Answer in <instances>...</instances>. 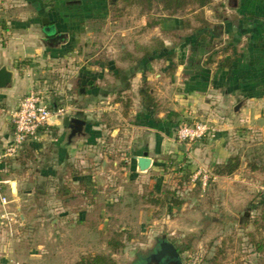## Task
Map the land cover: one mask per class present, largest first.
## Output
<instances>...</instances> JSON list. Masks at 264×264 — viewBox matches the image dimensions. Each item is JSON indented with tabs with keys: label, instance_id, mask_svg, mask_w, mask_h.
<instances>
[{
	"label": "crops",
	"instance_id": "0c3cea01",
	"mask_svg": "<svg viewBox=\"0 0 264 264\" xmlns=\"http://www.w3.org/2000/svg\"><path fill=\"white\" fill-rule=\"evenodd\" d=\"M40 2L34 4L42 9L49 1ZM202 17L210 27L197 30L203 24L196 16H140L141 31L128 38L134 39L132 45H122L120 52L107 46L102 56L85 57L75 49L76 28L65 29L82 16H37L40 34L28 30L23 40L15 35L9 48L0 51V70L7 68L13 75L11 86L0 90V152L13 140L12 113L33 91L42 92L52 107L74 100L64 108L73 109L69 118L85 123L66 125L67 117L53 121L24 145L19 160H11L9 167L0 163V264L69 261L66 254L96 241L90 224L94 214L109 217L115 208L135 213L139 202L157 209L149 195L161 192L156 172L179 155L175 135L182 120L212 118L230 108L237 115L243 108L239 117L248 118L249 129H257L261 115L250 107L264 101V16H221L217 22ZM59 34L66 36L64 41L52 44L49 39ZM156 40L164 42L165 53L145 59L143 49L152 48ZM38 63L64 66L61 84L50 87L48 81H39L45 71ZM119 100L130 101V107ZM221 126L215 141L206 140L189 154L190 164L204 168L208 161L225 163L223 138L236 127ZM144 155L152 159L148 172L138 169V158ZM212 178L218 183L231 180ZM141 184L149 186V195ZM225 194L238 195L233 188ZM4 210L8 221L1 219ZM255 257L260 261L263 256Z\"/></svg>",
	"mask_w": 264,
	"mask_h": 264
},
{
	"label": "rangeland",
	"instance_id": "374dc122",
	"mask_svg": "<svg viewBox=\"0 0 264 264\" xmlns=\"http://www.w3.org/2000/svg\"><path fill=\"white\" fill-rule=\"evenodd\" d=\"M36 1L39 3L44 0H0V51L9 48L10 43L15 41V35L23 40L28 35V30L40 34L42 23L40 20H34L37 16H82V19L74 22L75 26H66L65 29L76 28L73 33L75 49L85 57H100L103 55V48L107 46H113L120 52L122 45L134 43L133 38H128L137 35L142 28L141 10L138 7L125 8L122 0H48L42 9L34 4ZM198 13L194 9L179 16H195ZM204 15L214 22L221 16H264V0H214L213 4L204 10ZM87 16H100L103 19L93 22L85 20L84 17ZM150 16L161 20L160 18L168 15L155 9ZM53 31L52 28H46L48 34ZM123 33H127L126 38L122 37ZM39 45H42V42ZM37 66H42L39 69L45 71L39 81H48L50 87H55L56 83L61 84L64 66L49 67L40 63ZM66 75L70 78L74 76L71 70H68ZM257 95L263 97L262 92ZM53 102L51 100L50 103ZM73 102L74 100H65L59 104L68 107L67 105ZM252 105L251 110H256L253 114L261 115L256 121V130L247 127L248 118L241 120L239 117L243 108L237 115H234L230 108L227 114L219 113L220 115H214L212 118L182 120L175 135L179 155L175 156L176 160L172 165L156 172L159 176L157 179H161L158 181L161 192L159 195H149V186L141 184L143 189L145 188V196H150L148 201L160 200L162 204L156 205V209L142 207L139 202L134 206L135 213L115 208L108 214L109 217L94 214L90 224L95 230L96 241L90 245L82 244L74 254L65 253L68 255L66 257H71L69 261L58 263L51 260L45 264H76L84 257L97 255L110 257L117 264H141L142 258L148 260L147 264H175L179 263L180 259L181 264H210V260L220 252V264H264V255L260 261H257L258 256L255 257L256 248L251 237L257 233L253 222L264 211L261 203L264 201V123H261L264 117V101L260 99V102ZM104 114V111L100 112L102 119ZM113 114L116 120L118 115L115 112ZM195 122L208 123L211 131L198 142L182 143L178 139L180 126ZM221 125L236 127L233 133H228L223 138L227 147L224 149L225 163L230 159L239 158L241 166L234 175L224 177L231 178L230 181L218 183L212 178L217 166L212 165L210 161L204 168L196 163L190 164L189 154L199 149V146H204L206 140L209 143L215 141L216 129L222 127ZM223 136L222 134L221 137ZM18 156L9 160H15ZM236 177L238 179L232 182ZM132 188L133 186H130V189ZM229 188L238 193L237 197H228L225 194ZM175 201L179 203H173ZM255 207L260 208L254 210ZM104 224L105 231L102 229ZM205 225L209 227L208 230L203 229ZM122 228L129 233L122 239L126 248L114 252L108 243L116 233L122 232ZM129 238L131 239L128 240ZM262 238L264 234H257L255 237L256 241ZM164 242H167L166 247H163ZM169 243L191 248L179 258ZM2 256L4 254L0 253V258ZM155 256H158L159 261L152 260Z\"/></svg>",
	"mask_w": 264,
	"mask_h": 264
},
{
	"label": "trees",
	"instance_id": "16d2710c",
	"mask_svg": "<svg viewBox=\"0 0 264 264\" xmlns=\"http://www.w3.org/2000/svg\"><path fill=\"white\" fill-rule=\"evenodd\" d=\"M214 0H122V3L125 5V8L130 7H138L141 10V14L143 16H150L152 12L155 9L161 10V12L167 13L168 16L174 17L183 15L188 11L194 10L198 11V14H195L198 19H201L202 22V28H199L197 30H201L203 28H209L210 24L206 22L202 16L204 15V10L206 8H209L213 4ZM37 5V4H36ZM200 16V17H199ZM144 58L145 59H153L156 56H160L166 51V46L163 41L156 40L154 41V46L152 48H144ZM119 102L123 103L125 107L128 109L130 107V101H124L119 100ZM54 109L57 107H53ZM19 160V158H18ZM6 163V166H11L13 161H5L3 164ZM241 161L239 158H233L227 161L225 164L221 166H217L215 170V175L219 177H230L234 175L240 168ZM1 180V179H0ZM152 203L155 205L162 204L160 200H152ZM173 203H179L178 201H175ZM264 206V201L261 202ZM261 206V207H263ZM260 207H255L254 210H258ZM253 225L255 226V229L257 233L252 235V244L256 248L255 253L257 255H264V238H262L260 241H256L255 237L257 234L262 235L264 234V211L261 213V216L258 219H255L253 222ZM126 235V232L116 233L114 237L109 241V246L114 252H120L123 251L126 248L125 241H123V237ZM129 238L128 240H130ZM177 253L179 254L180 258L181 256L188 251L191 247H181L176 243H171ZM222 252H220L215 258L210 260V264H220L218 263L219 256ZM181 260V259H180ZM147 259H143L140 261L141 264H147ZM76 264H117L112 258L103 256V255H97V256H89L82 258L81 261L77 262Z\"/></svg>",
	"mask_w": 264,
	"mask_h": 264
},
{
	"label": "built area",
	"instance_id": "2783aa9c",
	"mask_svg": "<svg viewBox=\"0 0 264 264\" xmlns=\"http://www.w3.org/2000/svg\"><path fill=\"white\" fill-rule=\"evenodd\" d=\"M71 108H53L46 102L44 94L40 91H33L25 97L16 111L11 115L14 126V136L12 142L0 152V163L18 156L23 146L39 136L41 129L50 125L53 121L62 120L72 113ZM211 127L208 123L195 122L185 123L180 126L178 139L184 144H191L202 140L209 132ZM2 204H7L2 200ZM3 221H8V212L4 210L1 215Z\"/></svg>",
	"mask_w": 264,
	"mask_h": 264
},
{
	"label": "water",
	"instance_id": "95a60500",
	"mask_svg": "<svg viewBox=\"0 0 264 264\" xmlns=\"http://www.w3.org/2000/svg\"><path fill=\"white\" fill-rule=\"evenodd\" d=\"M44 24L47 25L48 21L44 20ZM65 37H66L65 35L59 34V35H56V36H53L52 38H50L49 41L52 44H57V43L64 41ZM12 80H13L12 73L7 68H2L0 70V90H4V89L9 88L12 84ZM239 109H240V106L237 107L236 111H238ZM65 124L66 125L73 124L76 126H84L85 125V123L83 121L78 120V119H71L69 117L66 118ZM151 166H152V159L149 158L148 155H144L143 157L138 158V169L140 172H148L150 170ZM16 186H17V184L13 183L14 193L17 192ZM169 244L171 245V247H173L174 251L176 252V255L180 258L175 247L171 243H169ZM166 245H167V242H164L163 247H166ZM153 259H156L157 261H159L158 256L153 257ZM175 264H181V260L179 261V263H175Z\"/></svg>",
	"mask_w": 264,
	"mask_h": 264
},
{
	"label": "flooded vegetation",
	"instance_id": "af4514ba",
	"mask_svg": "<svg viewBox=\"0 0 264 264\" xmlns=\"http://www.w3.org/2000/svg\"><path fill=\"white\" fill-rule=\"evenodd\" d=\"M153 261H155V262H157V260L156 259H152Z\"/></svg>",
	"mask_w": 264,
	"mask_h": 264
}]
</instances>
